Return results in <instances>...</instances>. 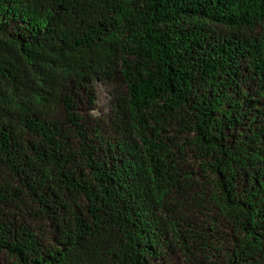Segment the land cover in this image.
Listing matches in <instances>:
<instances>
[{"label": "trees", "instance_id": "1", "mask_svg": "<svg viewBox=\"0 0 264 264\" xmlns=\"http://www.w3.org/2000/svg\"><path fill=\"white\" fill-rule=\"evenodd\" d=\"M0 264H264V0H0Z\"/></svg>", "mask_w": 264, "mask_h": 264}, {"label": "rangeland", "instance_id": "2", "mask_svg": "<svg viewBox=\"0 0 264 264\" xmlns=\"http://www.w3.org/2000/svg\"><path fill=\"white\" fill-rule=\"evenodd\" d=\"M97 91V101L95 107L87 112L88 118L90 120L97 118L98 120H106L112 115V105L110 100V95L107 88L99 84L96 88Z\"/></svg>", "mask_w": 264, "mask_h": 264}]
</instances>
